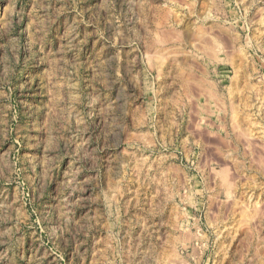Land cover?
<instances>
[{"label":"rangeland","instance_id":"obj_1","mask_svg":"<svg viewBox=\"0 0 264 264\" xmlns=\"http://www.w3.org/2000/svg\"><path fill=\"white\" fill-rule=\"evenodd\" d=\"M0 264H264V0H0Z\"/></svg>","mask_w":264,"mask_h":264},{"label":"bare ground","instance_id":"obj_2","mask_svg":"<svg viewBox=\"0 0 264 264\" xmlns=\"http://www.w3.org/2000/svg\"><path fill=\"white\" fill-rule=\"evenodd\" d=\"M207 29V28H206ZM201 31V30H200ZM203 44V43H202ZM206 47V46H205ZM200 48V47H199ZM206 55V54H205ZM210 55V54H209ZM157 56V55H156ZM160 56V55H159ZM190 73V72H189ZM193 73V72H192ZM187 74V73H186ZM189 75V74H188ZM188 78H189V76H188ZM196 78V77H195ZM185 82H186V80H185ZM199 85V84H198ZM195 86V85H194ZM234 116V115H233ZM234 122V121H233ZM236 123V122H235ZM254 124V123H253ZM240 130V129H239ZM245 135V134H244ZM245 142V141H244ZM260 143V142H259ZM255 144V143H254ZM247 145V144H246ZM251 146V145H250ZM221 174H222V172H221ZM225 180H226V178H224ZM223 180V179H222ZM230 184V183H229ZM228 185V184H227ZM230 186V185H229ZM228 188V187H227ZM244 216V215H243ZM248 219V218H247Z\"/></svg>","mask_w":264,"mask_h":264}]
</instances>
